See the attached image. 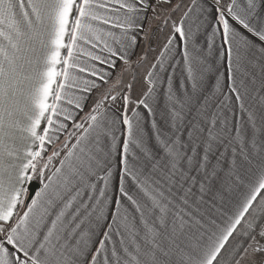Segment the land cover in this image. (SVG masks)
I'll return each mask as SVG.
<instances>
[{"label": "snow or ice", "instance_id": "1", "mask_svg": "<svg viewBox=\"0 0 264 264\" xmlns=\"http://www.w3.org/2000/svg\"><path fill=\"white\" fill-rule=\"evenodd\" d=\"M257 53L264 0H0V264H264Z\"/></svg>", "mask_w": 264, "mask_h": 264}, {"label": "crops", "instance_id": "2", "mask_svg": "<svg viewBox=\"0 0 264 264\" xmlns=\"http://www.w3.org/2000/svg\"><path fill=\"white\" fill-rule=\"evenodd\" d=\"M143 43L144 42L141 41L142 45H143ZM157 43H158L157 38L154 36L153 39H152V46L156 47ZM217 45H219V40H217ZM151 55L152 54H150V58H151ZM218 55H219L218 52H216V53L213 54L212 57L209 58V61L211 63H213L215 65V67H217L219 69L218 73L214 72V73H212L210 75V79H209V82H208V87L209 88L211 87V84L214 83L215 76L217 74L223 73L225 82H227V64H226V60L224 58H220L219 63L216 64V57ZM256 57H257L256 66L255 67H250V71L253 74H255V76H256L257 82H256L255 87L258 88L259 87V83H260V78H261L260 77L259 64L260 63H264V60L259 59V54L258 53L256 54ZM133 59H135V57H133ZM137 85H135L134 87H136ZM224 90L227 91V88L225 87ZM134 92H136L135 88L133 89V98L135 99ZM262 94H264V93H262ZM245 103H246V105H248L250 107H253L255 109H259V105L254 104V102L251 100L250 97H247L245 99ZM141 111H144V110L141 109ZM128 115L131 116L132 115L131 112H129ZM236 115H239V110L238 109L236 111ZM150 119L151 118H149V120L146 121V124L150 123ZM157 119H160L159 114L157 115ZM243 119H245V120L247 119V115L246 114L243 116ZM117 135L119 136L120 133L117 132ZM61 139H63V137H61ZM50 150L51 149H49V151ZM229 155H230V152H229ZM53 163L57 164L58 161H53ZM238 163L243 164V168L241 169V174H243V169L244 168H248L249 166L247 165L246 162L238 161ZM256 163H258V160L254 161V165ZM226 168H227V165H225V169ZM223 175H224V173L221 172V177H223ZM117 178H118V172L114 174L113 185H115L117 183ZM34 181L38 182V184L40 186L39 179H36ZM185 187H187V185H185ZM174 191H175V189H174ZM241 191H243V187L242 186H240L238 188H233L231 191H229L226 186H222V180L221 179H216L210 184L208 190H206L203 194H201L199 192V184L197 183L196 185L193 186L192 194L189 196V206L186 208V211H190L194 215H197L198 217L201 216V215H203L205 217L211 215L213 218L217 219V221L219 222L222 219V217L220 215V212H225V213L230 212L232 207L234 206V204L237 201L239 192H241ZM217 193H219L221 196H223V200H220L219 198H217ZM177 194L178 195L182 194V191L178 192ZM201 195L203 196V199L202 200H198L197 197H199ZM213 204L215 205V207H211V205H213ZM197 209H199V211H197ZM216 209H219L220 212H217ZM109 219H110V217H109ZM104 227H106V225H104ZM99 235L102 236V231L99 233ZM96 243H98V240L96 241ZM93 250H94V248H93Z\"/></svg>", "mask_w": 264, "mask_h": 264}, {"label": "water", "instance_id": "3", "mask_svg": "<svg viewBox=\"0 0 264 264\" xmlns=\"http://www.w3.org/2000/svg\"><path fill=\"white\" fill-rule=\"evenodd\" d=\"M29 184L33 190H37L39 188V184L36 181H32Z\"/></svg>", "mask_w": 264, "mask_h": 264}, {"label": "rangeland", "instance_id": "4", "mask_svg": "<svg viewBox=\"0 0 264 264\" xmlns=\"http://www.w3.org/2000/svg\"><path fill=\"white\" fill-rule=\"evenodd\" d=\"M136 89V92H134V97L136 98V96L140 93V85L138 84L136 87H134Z\"/></svg>", "mask_w": 264, "mask_h": 264}]
</instances>
